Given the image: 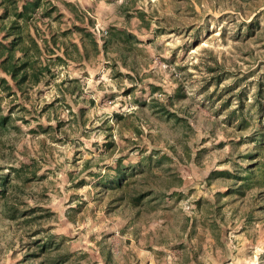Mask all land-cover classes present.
Wrapping results in <instances>:
<instances>
[{"label": "rangeland", "instance_id": "374dc122", "mask_svg": "<svg viewBox=\"0 0 264 264\" xmlns=\"http://www.w3.org/2000/svg\"><path fill=\"white\" fill-rule=\"evenodd\" d=\"M52 1L91 9L98 26L101 20L125 22L142 41L134 49L136 69L147 78L127 90L100 54L83 69L57 67L46 83L27 91V99L0 100L11 115V125L0 127L1 173L35 159L36 174L22 199L52 213L28 225L0 219V264H23V243L46 233L60 242L64 264H176L181 239L193 247L195 259L187 264H264V0H127L129 11H144L148 27L134 16L126 22L124 0ZM62 13L66 23L69 14ZM72 77L82 85L80 97L61 91L67 82L60 81ZM176 85L182 95L165 107L185 118L192 132L155 107ZM151 149L171 157L142 167L145 183L159 192L145 197L138 211L114 209V193L101 190L100 175L116 158L121 167L134 166ZM86 159L90 167L81 171ZM246 165L252 171L247 189L212 174L241 175L237 170ZM74 176L82 184L73 187ZM158 239L163 249L151 247Z\"/></svg>", "mask_w": 264, "mask_h": 264}, {"label": "trees", "instance_id": "16d2710c", "mask_svg": "<svg viewBox=\"0 0 264 264\" xmlns=\"http://www.w3.org/2000/svg\"><path fill=\"white\" fill-rule=\"evenodd\" d=\"M126 3L127 0L120 3L122 4L120 12L127 20L126 22L134 16L139 24L148 27L150 21L145 18L144 11H129ZM63 11L69 14L65 18L66 20L64 19L66 23L62 21ZM93 16L95 14L91 9L81 10L80 7H76L75 4L71 5L68 1L0 0V100L10 96L13 99L17 97L18 99L21 97L27 99V91L42 82V79L46 83L49 78L56 74L54 72H56L57 67L65 68L70 64H75L83 69V66L91 58L100 54L104 59V67L106 66L111 70V75L117 78L122 77L127 81V90L146 79L147 75L143 71L139 74L136 69L138 62L134 49L137 44L142 42L137 38V33H133L128 26H125V22L122 26H115L113 24L106 25L101 20L98 26ZM154 30L162 32L163 29L156 24ZM213 70L214 68L209 69V71ZM64 82H67V85H63ZM60 85H63L61 87L62 93L71 97H80L82 85L76 77L68 80L63 79L60 81ZM149 86L153 92L160 89L156 85ZM179 91L181 92V88L176 85L172 94L165 95L166 101L163 104L158 103L155 107L158 111L164 112L167 118L172 117L175 122L192 132L193 130L185 118L176 116L174 111L171 112L165 107V105L169 107L172 105V99L180 98L182 94ZM154 100L158 101L157 98ZM88 103H92V100L88 99ZM3 108L0 102V127L11 125L10 111L6 109V113H3ZM78 111L82 112L81 108ZM114 117L116 120L121 118L117 114ZM241 120L242 118L238 125H241ZM227 123L230 124L231 120H227ZM132 130L136 134L142 132L141 128L136 126ZM222 145L221 141L217 142L218 147ZM107 146V148H111L113 142L109 141ZM204 149L205 147H202L196 151L193 157L196 163H199L198 156ZM170 160L171 157L159 149L149 150L146 155H142L141 160H138L134 166L121 167V157L116 158L114 166L109 167L105 175H100L104 179L100 187L101 190L113 191L114 193L109 200V205H113L114 209L125 207L138 211L142 200L155 191L152 186L145 183L149 180V176L143 173L142 167L160 166L164 162H170ZM28 162H20L17 166L9 165L6 173H1L3 167H0V217H2L0 219L2 222L7 220L8 224L22 223L28 225L30 221L52 214L50 211L36 206V203L28 204L22 199L27 182L35 177L37 170L35 159L30 158ZM89 167V160L86 159L80 170L83 171ZM237 171L242 172L241 175L228 173L225 170L212 171V174L217 177L238 180L236 188H249L252 177L250 166H243ZM136 173L141 174L140 177L132 180L131 176ZM88 174L98 176L96 173ZM11 175L15 180L10 179ZM71 181L74 183L72 186L75 187L82 184L83 178L74 176ZM176 181L179 180L176 179ZM149 183L151 182L149 181ZM169 185L172 186L171 183ZM172 193L173 191L170 194ZM211 222L218 230L212 219ZM186 223L187 217L185 218ZM32 232V235L39 233L38 229ZM185 237H187L186 234ZM182 240L178 243L181 247L179 250L181 257L180 259L176 258V264H187L190 260L195 259L192 254L193 247L190 246L189 242L184 245ZM59 244L60 242L55 243L47 233L41 238L24 242L21 247V263L64 264L67 257L58 253ZM107 253L109 254L110 250ZM33 260L35 261L32 262Z\"/></svg>", "mask_w": 264, "mask_h": 264}, {"label": "crops", "instance_id": "0c3cea01", "mask_svg": "<svg viewBox=\"0 0 264 264\" xmlns=\"http://www.w3.org/2000/svg\"><path fill=\"white\" fill-rule=\"evenodd\" d=\"M163 243L164 242L162 239H158V241L154 240L152 242L153 245L151 247H153L154 249L161 248L163 246ZM167 244H169V243H167ZM162 249H163V247H162Z\"/></svg>", "mask_w": 264, "mask_h": 264}]
</instances>
